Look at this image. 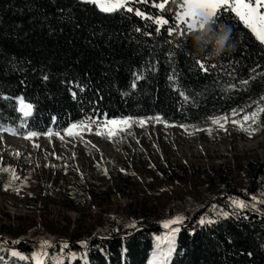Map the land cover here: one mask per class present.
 I'll return each mask as SVG.
<instances>
[{
	"label": "trees",
	"instance_id": "16d2710c",
	"mask_svg": "<svg viewBox=\"0 0 264 264\" xmlns=\"http://www.w3.org/2000/svg\"><path fill=\"white\" fill-rule=\"evenodd\" d=\"M152 4L133 7L162 15L168 23L159 32L134 11L105 12L86 0H0V127L43 135L86 120L159 116L193 130L233 110L244 115L264 106V44L234 12L222 11L218 22L186 35H169L179 25L178 6L168 3L161 12ZM19 98L32 105L27 117L18 109ZM112 173L110 182L122 179L146 198L161 194L152 179L116 168ZM106 176L86 174V205L108 193ZM12 183L0 171V186ZM184 188L188 206L182 223L170 226L179 231L167 264H264V163L247 172L228 165L219 177L208 175ZM141 208L140 219L98 214L88 237L78 228L68 234L48 218L38 223L19 217L16 227L0 224V259L37 264L35 255L43 253L39 264H146L154 235H163L160 247L166 250L169 229L163 226L165 210ZM44 241L50 246L42 247ZM12 249L25 258L14 257Z\"/></svg>",
	"mask_w": 264,
	"mask_h": 264
},
{
	"label": "rangeland",
	"instance_id": "374dc122",
	"mask_svg": "<svg viewBox=\"0 0 264 264\" xmlns=\"http://www.w3.org/2000/svg\"><path fill=\"white\" fill-rule=\"evenodd\" d=\"M260 11L264 12V8ZM261 108L264 106L252 111L257 113L255 123L243 122L245 114H231L226 116V122L221 121L223 128L212 123L189 130L154 118H102L81 121L90 130H84L81 122L71 123L70 126L81 125L73 129L79 135L70 136L63 129L26 139L27 133L12 134L8 128L0 127V171H6L13 182L10 187L0 186V224L16 227L19 217L38 223L48 218L68 234L78 228L88 237L95 233L98 214L119 212L140 219L143 205L165 210L164 222L177 217L183 221L181 213L188 206L184 198L187 183L204 180L208 175L219 177L228 165L234 172H247L264 163ZM124 119H129L130 126L108 123ZM141 120L143 126L138 123ZM233 120H241L243 127L232 123ZM249 126L254 131L244 130ZM110 129L115 130L113 135H109ZM114 168L152 179L161 194L146 198L143 192L131 191L122 179L110 182ZM86 174L94 179L105 174L110 182L108 193L93 197L89 206L81 193ZM161 239L163 235H154L146 264H152L156 258ZM14 257L25 258L21 253ZM0 264L8 263L0 259Z\"/></svg>",
	"mask_w": 264,
	"mask_h": 264
},
{
	"label": "snow or ice",
	"instance_id": "6c2138e0",
	"mask_svg": "<svg viewBox=\"0 0 264 264\" xmlns=\"http://www.w3.org/2000/svg\"><path fill=\"white\" fill-rule=\"evenodd\" d=\"M86 2H96L102 11L105 12H113L116 10H126L127 12H133L136 16H139L145 20H151L155 25H157L156 31L159 32L163 25L167 24L168 21L162 18L161 16H153L147 15L144 11L139 8L133 7V5L137 3H148L149 0H86ZM168 3H174L178 6L179 11L176 12L177 19L179 21V25L176 28L169 29V35H173L174 32H179L181 35H186L188 32L192 31L196 27H203L205 23H216L220 19V14L222 11L234 12L237 17L244 23L245 27L250 29L255 38L261 43L264 44V12L260 11L261 8H264V0H162V2H155L153 0V7H156L161 10V12L166 11V5ZM183 28L181 32L180 29ZM140 31V29H137ZM146 35H150L149 33H145ZM197 64L201 68V70L207 71L208 67L205 63L200 60L197 61ZM141 78L140 75L136 76V79L139 80ZM243 84H247L248 81H241ZM135 87V84H133ZM75 95V94H73ZM264 100V98H262ZM20 110L23 112V115L27 117L31 113L32 105L25 104L23 99H20ZM260 111H264V108H261ZM233 115H236V111L233 110ZM256 112H252L250 114H245L242 117L243 122L251 121V123L256 122ZM157 121H160L161 118L159 116L155 117ZM221 121H227V117H218L212 120L213 124L218 125L223 128L224 124ZM109 124L120 125L123 127L130 126L129 119L124 120H111L108 121ZM141 126H143L144 121L141 120L138 122ZM234 124H241L243 127V123L241 120H233ZM81 125H84V130H90L85 125V122H81ZM81 125L73 124L69 129H66V133L70 136L79 135L78 132H74L73 129H77L81 127ZM121 127V130H123ZM249 132L254 131L249 126L247 129ZM12 131V130H9ZM115 132L114 129L109 130V135H113ZM12 134H16L14 131ZM100 135V132H97ZM38 135L36 132H28L25 136L26 139H31ZM51 135V132L48 133ZM237 207H245L243 202H234ZM227 215V214H225ZM182 223V219L177 217L169 221H165L163 226L166 229H169V233L165 239L167 248L166 250H162L159 245L156 251V258L152 261V264H167L169 257L173 251V242L175 238V233L179 231V228H171L170 226L173 224ZM201 223H204L201 220ZM83 246L86 247V242H81ZM50 246L47 241L42 242V247ZM67 247V244L64 245ZM13 256L19 255V253L13 251ZM44 255L43 253H38L35 255L37 259V264H39V257ZM23 258V257H22ZM73 258H75L73 256Z\"/></svg>",
	"mask_w": 264,
	"mask_h": 264
},
{
	"label": "clouds",
	"instance_id": "9594fccd",
	"mask_svg": "<svg viewBox=\"0 0 264 264\" xmlns=\"http://www.w3.org/2000/svg\"><path fill=\"white\" fill-rule=\"evenodd\" d=\"M227 33H226V35H225V38H224V41L222 42L223 44H227V42H228V39H229V37H230V35H231V29L229 28V27H227ZM221 51H223V48L221 49Z\"/></svg>",
	"mask_w": 264,
	"mask_h": 264
},
{
	"label": "water",
	"instance_id": "95a60500",
	"mask_svg": "<svg viewBox=\"0 0 264 264\" xmlns=\"http://www.w3.org/2000/svg\"><path fill=\"white\" fill-rule=\"evenodd\" d=\"M11 132H13V131H11Z\"/></svg>",
	"mask_w": 264,
	"mask_h": 264
}]
</instances>
